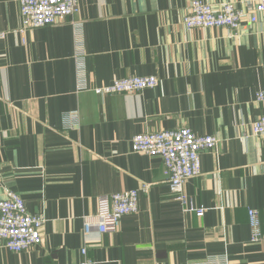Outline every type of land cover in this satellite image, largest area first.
Wrapping results in <instances>:
<instances>
[{
    "label": "crops",
    "instance_id": "crops-1",
    "mask_svg": "<svg viewBox=\"0 0 264 264\" xmlns=\"http://www.w3.org/2000/svg\"><path fill=\"white\" fill-rule=\"evenodd\" d=\"M192 0H79L78 14L22 29L19 6L0 0V192L42 214V241L0 264H264V15L252 0L240 27L187 30ZM155 76L139 93L96 95L115 79ZM190 128L219 142L202 152L174 200L160 158L131 151L139 134ZM138 209L115 233L83 236L97 199L138 189ZM261 241H251L248 210Z\"/></svg>",
    "mask_w": 264,
    "mask_h": 264
},
{
    "label": "built area",
    "instance_id": "built-area-1",
    "mask_svg": "<svg viewBox=\"0 0 264 264\" xmlns=\"http://www.w3.org/2000/svg\"><path fill=\"white\" fill-rule=\"evenodd\" d=\"M19 6L21 28L37 29L54 25L79 12V0H11ZM253 10L264 15V0H252ZM245 17V11L231 3L211 5L202 0H192L188 12L183 18L187 30L196 28H227L235 32ZM4 35L1 34L0 37ZM159 80L155 76L127 77L115 79L109 85L92 89L96 95L131 94L157 87ZM256 101L264 105V90L256 94ZM250 134L264 137V113L250 127ZM219 140L214 136L196 135L190 128L148 132L131 139V151L150 157H158L164 165V175L174 200L187 212L202 217L205 210L197 208L188 199L184 186L190 179L201 174L202 152L213 150ZM148 185L138 189L122 191L111 195H101L97 199L95 221L85 220L83 236L96 231L99 234L115 233L123 217L133 214L138 209L140 193H145ZM45 219L42 214L27 211L21 196L16 192L2 188L0 192V249L13 253L27 251L42 241L41 230ZM248 224L251 241H261L260 225L257 213L248 210ZM79 264H90L86 248L80 251Z\"/></svg>",
    "mask_w": 264,
    "mask_h": 264
}]
</instances>
